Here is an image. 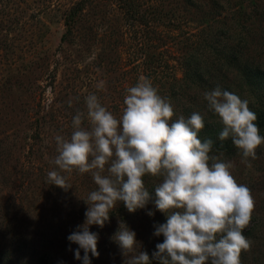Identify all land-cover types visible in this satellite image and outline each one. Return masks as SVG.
Instances as JSON below:
<instances>
[{"label": "rangeland", "instance_id": "obj_1", "mask_svg": "<svg viewBox=\"0 0 264 264\" xmlns=\"http://www.w3.org/2000/svg\"><path fill=\"white\" fill-rule=\"evenodd\" d=\"M233 4L253 10L255 29L240 44L246 32L237 21L243 22L242 11H224L230 24L217 32L227 39L224 46H239L245 59L264 61V0H231ZM183 5L182 0H0V264H83L75 258L79 246L67 237L84 223L83 199L96 185L90 174L74 173L73 187L65 192L47 183V173L57 155L54 136L70 134L73 117L85 109L86 95L96 94L119 115L125 89L144 75L171 101L177 117L198 112L207 120L202 131L219 136L222 124L207 111L205 91L184 79L183 62L191 46L186 37L197 29L187 20L196 9ZM125 12L135 16L126 19ZM206 61L218 62L214 56ZM221 71L232 75L225 67ZM100 81L103 90L97 87ZM258 127L264 135V127ZM226 141L214 150L234 163L235 179L251 189L255 201L243 231L252 245L241 252V264H264V145L248 168L231 139ZM144 179L151 190L153 178ZM121 220L150 257L163 242L153 232L166 217L152 203L129 213L121 202L103 228L90 226L99 234V257L89 253L91 264H124L111 240Z\"/></svg>", "mask_w": 264, "mask_h": 264}, {"label": "clouds", "instance_id": "obj_2", "mask_svg": "<svg viewBox=\"0 0 264 264\" xmlns=\"http://www.w3.org/2000/svg\"><path fill=\"white\" fill-rule=\"evenodd\" d=\"M97 87L103 90L104 82ZM202 95L207 111L222 124L219 140L230 138L241 163L251 168L264 135L249 101L219 86ZM84 105L71 121L70 134L54 136L57 155L47 173V183L65 192L73 187L74 173L90 174L96 185L83 199L84 223L67 237L79 246L75 258L91 264L89 253L99 257V234L90 226L103 228L121 202L129 213L152 203L166 217L153 232L163 242L150 257L141 250L135 231L119 221L111 240L124 264H241V252L252 245L243 231L250 225L255 201L251 189L235 179L234 163L214 150L212 139L198 137L204 115L177 117L171 101L144 75L125 89L119 115L94 93L84 97ZM146 176L154 180L151 190Z\"/></svg>", "mask_w": 264, "mask_h": 264}, {"label": "trees", "instance_id": "obj_3", "mask_svg": "<svg viewBox=\"0 0 264 264\" xmlns=\"http://www.w3.org/2000/svg\"><path fill=\"white\" fill-rule=\"evenodd\" d=\"M184 6L195 8L193 15L189 19V22L193 23L196 27V31L192 33V38L186 37V40H190L191 46H188L190 50L185 54L183 66L185 70V80L190 82V85L201 90L208 91L219 86L224 90H234V93L239 95L242 99L249 101V107L257 115L256 124L264 127V61L255 59L253 57H242L239 55V46H224L227 39L220 38L217 33L218 30H224L229 27V16L223 15L224 11L230 10L234 13L241 12L243 15V22L240 18L237 21L246 28L245 37L242 38L240 44L246 43L250 38V32L254 31V21L252 19L253 10H244L243 7H239L238 4L230 6L231 0H182ZM201 2H206L201 5ZM209 4L210 6H207ZM201 5V7L199 6ZM238 8L234 9L235 6ZM74 13V11H73ZM126 13V19H129L135 15H129ZM249 16V17H248ZM73 17V16H71ZM222 17V18H220ZM184 19V18H183ZM233 19V17H232ZM71 18H68L70 21ZM249 21L247 26L246 22ZM188 22L184 19V26ZM245 24V25H244ZM207 56L204 60L210 57H217L218 62L205 63L202 61V56ZM219 64V67H217ZM231 70L232 75L222 73V68ZM190 102V106L194 108L197 106L194 100H187ZM187 107V106H186ZM186 111L190 112L194 108H186ZM198 111V110H197ZM191 114L184 115L185 118L190 117ZM205 120V119H204ZM207 120H205V124ZM203 130V129H202ZM200 131L198 137L201 140L204 138H210L214 141L215 148H222L224 143L221 142L219 136L213 131L210 135H206L207 130ZM212 130V129H211ZM226 145V144H225ZM224 145V146H225ZM17 166V164H15ZM16 248L19 247L18 242L15 243Z\"/></svg>", "mask_w": 264, "mask_h": 264}]
</instances>
